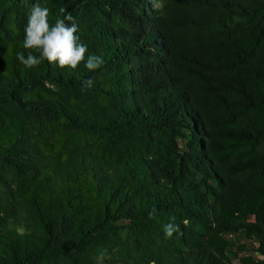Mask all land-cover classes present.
Segmentation results:
<instances>
[{"label":"trees","instance_id":"16d2710c","mask_svg":"<svg viewBox=\"0 0 264 264\" xmlns=\"http://www.w3.org/2000/svg\"><path fill=\"white\" fill-rule=\"evenodd\" d=\"M37 2L104 63L25 67L0 0V264H264V0Z\"/></svg>","mask_w":264,"mask_h":264},{"label":"clouds","instance_id":"9594fccd","mask_svg":"<svg viewBox=\"0 0 264 264\" xmlns=\"http://www.w3.org/2000/svg\"><path fill=\"white\" fill-rule=\"evenodd\" d=\"M59 12L63 14V17L56 18L50 25L49 8L33 0L23 26V48L34 50L38 52V55H33L32 51L27 54L17 52L16 60L28 68L35 67L41 64L42 60H46L49 64L55 62L58 67L67 66L71 69H75L78 63L83 61L87 70L96 71L103 65V58L91 53L85 57L87 46L80 43L79 37L75 34L77 25L74 17L63 7L59 9ZM82 84L85 88H91L93 81L89 78L82 81ZM176 227L172 224L165 225V236L170 237Z\"/></svg>","mask_w":264,"mask_h":264},{"label":"rangeland","instance_id":"374dc122","mask_svg":"<svg viewBox=\"0 0 264 264\" xmlns=\"http://www.w3.org/2000/svg\"><path fill=\"white\" fill-rule=\"evenodd\" d=\"M227 237L234 244L227 249V253L234 259L236 264H239V257L244 254L257 255V252L255 251L257 243L253 240L247 239L242 231L230 233L227 235ZM241 245H244L243 249H240ZM98 264H105V262L100 259L98 260Z\"/></svg>","mask_w":264,"mask_h":264}]
</instances>
